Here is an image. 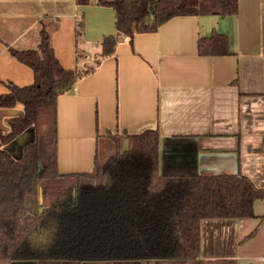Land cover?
<instances>
[{
    "label": "crops",
    "instance_id": "crops-1",
    "mask_svg": "<svg viewBox=\"0 0 264 264\" xmlns=\"http://www.w3.org/2000/svg\"><path fill=\"white\" fill-rule=\"evenodd\" d=\"M86 1L0 0V94L6 83L33 82L32 70L9 50L36 48L42 26L63 68L92 62L102 38L115 32V13ZM77 22L83 28L75 40ZM213 32L225 35L227 53L198 55L197 39ZM22 111L21 103L0 108V131ZM154 128L159 176L239 174L264 189V0H237L230 16H174L119 42L114 55L56 98L57 172H91L96 141L106 133ZM33 138L29 127L4 149L19 158ZM252 214L201 218L196 260L255 264L264 257V198L253 200Z\"/></svg>",
    "mask_w": 264,
    "mask_h": 264
},
{
    "label": "trees",
    "instance_id": "trees-1",
    "mask_svg": "<svg viewBox=\"0 0 264 264\" xmlns=\"http://www.w3.org/2000/svg\"><path fill=\"white\" fill-rule=\"evenodd\" d=\"M85 4L86 0H79ZM115 13V32L104 36L92 62L63 68L53 54L49 31L42 26L34 49H10L33 73L30 85L6 83L0 108L21 103L20 115L0 131V259L29 264L148 262L202 264L201 218L252 217V202L264 198L242 175L161 177L157 172V130L97 139L93 169L57 172L56 98L92 74L125 38L154 32L174 16L237 12V0H95ZM77 22L75 40L82 34ZM225 35L197 39V54L227 53ZM32 127L34 138L13 158L4 146ZM127 147L122 149V140ZM104 161H98L100 149ZM103 149V150H104ZM108 151V152H107ZM38 188L42 204H38ZM72 194L74 200L72 201ZM264 218V217H263ZM254 230L249 234L252 236ZM208 264H235L233 260ZM23 264V263H22Z\"/></svg>",
    "mask_w": 264,
    "mask_h": 264
},
{
    "label": "rangeland",
    "instance_id": "rangeland-1",
    "mask_svg": "<svg viewBox=\"0 0 264 264\" xmlns=\"http://www.w3.org/2000/svg\"><path fill=\"white\" fill-rule=\"evenodd\" d=\"M103 149L104 148H101L100 149L99 158H98V161L101 162V163L104 161V157L105 156H103V155L106 154V149H104V150ZM42 203L43 202H41V204ZM38 204H39V201H38ZM41 204H39V205H41ZM13 262L14 261L0 259V264H13ZM14 264H17V263H14ZM96 264H168V263H160V262H155L153 260H150L148 262H143L142 261V262H137V263H133V262H124V263H112V262H108V263H101V262H99V263H96ZM202 264H208V263L207 262H203Z\"/></svg>",
    "mask_w": 264,
    "mask_h": 264
},
{
    "label": "water",
    "instance_id": "water-1",
    "mask_svg": "<svg viewBox=\"0 0 264 264\" xmlns=\"http://www.w3.org/2000/svg\"><path fill=\"white\" fill-rule=\"evenodd\" d=\"M74 200V194H72V201ZM38 201H39V204H41L42 202V194H41V189L38 188ZM14 263H17V264H29V262H25V261H14Z\"/></svg>",
    "mask_w": 264,
    "mask_h": 264
},
{
    "label": "built area",
    "instance_id": "built-area-1",
    "mask_svg": "<svg viewBox=\"0 0 264 264\" xmlns=\"http://www.w3.org/2000/svg\"><path fill=\"white\" fill-rule=\"evenodd\" d=\"M255 264H264V257H260L257 261L254 262Z\"/></svg>",
    "mask_w": 264,
    "mask_h": 264
}]
</instances>
